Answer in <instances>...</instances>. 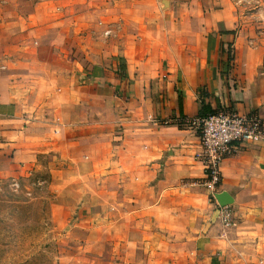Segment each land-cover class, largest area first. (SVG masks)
<instances>
[{"label": "crops", "instance_id": "1", "mask_svg": "<svg viewBox=\"0 0 264 264\" xmlns=\"http://www.w3.org/2000/svg\"><path fill=\"white\" fill-rule=\"evenodd\" d=\"M7 2L14 1L0 0L1 20L7 17L1 11ZM230 6L231 1L216 11L214 32L205 44L161 43L139 59L125 49L97 50L76 29L58 47L52 35L35 41L34 30L28 31V44L19 38L0 45V172L10 171L14 162L30 166L46 127L63 137L77 127L83 132L79 138L92 137L104 126L93 115L110 113L109 122L142 144L149 170L157 168L143 184V205L137 206L134 196L132 207H183L179 200L191 197L201 203L190 207L210 211L194 235L164 234L158 250L142 256L140 264H264V138L220 166L218 195L226 194L232 208V224L225 227L214 221L216 213L200 185L203 169L193 127L154 123L158 115L194 121L200 102L213 110L225 107L264 118V42L256 27H238L239 16L226 18ZM151 84L157 92L152 93ZM74 108L91 116L87 124H74Z\"/></svg>", "mask_w": 264, "mask_h": 264}, {"label": "rangeland", "instance_id": "2", "mask_svg": "<svg viewBox=\"0 0 264 264\" xmlns=\"http://www.w3.org/2000/svg\"><path fill=\"white\" fill-rule=\"evenodd\" d=\"M13 1L1 9L7 17L0 19V45L19 38L28 44V31L34 30L35 41L52 35L58 47L76 29L97 50L125 49L139 59L161 43L205 44L216 11L229 1L226 18L239 16L238 27H256L264 42V0ZM2 28L11 34L3 35ZM161 70L163 76L165 67ZM93 116L104 124L100 134L79 138L82 130L73 127L63 137L46 127L30 166L14 162L10 171L0 172V264H140L142 256L158 250L164 234L194 235L209 220V208L190 207L201 203L191 197L179 200L183 207H132L134 196L136 205H143V184L157 168L149 170L138 139L109 122L113 115ZM90 117L73 109L78 126ZM154 123L192 127V120L159 115ZM193 132L197 135L194 126Z\"/></svg>", "mask_w": 264, "mask_h": 264}, {"label": "built area", "instance_id": "3", "mask_svg": "<svg viewBox=\"0 0 264 264\" xmlns=\"http://www.w3.org/2000/svg\"><path fill=\"white\" fill-rule=\"evenodd\" d=\"M196 127L200 145L199 159L203 169L200 185L207 195V203L224 226L232 224V208L217 201L221 181L220 166L224 160L234 156L264 138V118L253 112L239 114L222 107L214 113L192 121Z\"/></svg>", "mask_w": 264, "mask_h": 264}, {"label": "trees", "instance_id": "4", "mask_svg": "<svg viewBox=\"0 0 264 264\" xmlns=\"http://www.w3.org/2000/svg\"><path fill=\"white\" fill-rule=\"evenodd\" d=\"M222 47H221L220 51L223 53L224 52V49ZM227 59L228 60H231L230 57H229V55L227 56ZM124 69L125 68L123 67L122 68V73H121L122 76H125ZM177 101H178L179 114H180V116H182L183 115V101H182V95L179 92H178V95H177ZM216 110H213L208 105H204L203 102H200V104H199V111H198V117L199 118L205 117V116H207L209 114L214 113Z\"/></svg>", "mask_w": 264, "mask_h": 264}, {"label": "water", "instance_id": "5", "mask_svg": "<svg viewBox=\"0 0 264 264\" xmlns=\"http://www.w3.org/2000/svg\"><path fill=\"white\" fill-rule=\"evenodd\" d=\"M217 201L221 204V205H226L230 203V199L226 194H220L217 195Z\"/></svg>", "mask_w": 264, "mask_h": 264}]
</instances>
